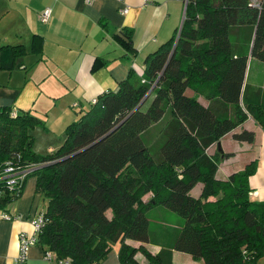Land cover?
<instances>
[{
	"label": "trees",
	"instance_id": "1",
	"mask_svg": "<svg viewBox=\"0 0 264 264\" xmlns=\"http://www.w3.org/2000/svg\"><path fill=\"white\" fill-rule=\"evenodd\" d=\"M254 2L258 7L253 0H187L179 32L145 58L142 75L130 70L117 91L103 92L79 112L53 152L40 156L33 149L32 131L42 126L36 115L1 107L0 172L6 162L34 169L20 188L9 190L0 179V212L34 177L35 193L46 202L38 243L56 260L99 264L115 244L119 264H136L137 252L171 264L172 251L205 264L264 260V202L251 200L248 185L256 161L222 179L219 162L230 155L207 154L229 133L252 142L251 130L236 132L248 117L264 130V97L249 93L248 55L236 53L230 38L233 29L246 28L253 33L249 55L264 62V0ZM117 38L131 49L130 30ZM42 42L33 36L29 53L38 55ZM27 54L23 45L0 43V72L21 68ZM159 207L182 220L169 231V246L151 255L126 244L151 241L147 213Z\"/></svg>",
	"mask_w": 264,
	"mask_h": 264
},
{
	"label": "crops",
	"instance_id": "2",
	"mask_svg": "<svg viewBox=\"0 0 264 264\" xmlns=\"http://www.w3.org/2000/svg\"><path fill=\"white\" fill-rule=\"evenodd\" d=\"M45 8L51 9V15L43 24L39 15ZM185 8V0H0V43L23 45L28 53L21 68L0 72V108L7 106L12 112L33 113L42 121L40 127L55 133V141H62L66 127L75 121L71 110L84 112L103 92L117 91L119 82L130 70L141 76L145 58L180 29ZM124 30L131 31L132 50L117 38ZM33 36L43 41L38 55L29 53ZM230 38L236 53L248 55L245 83L249 93L261 91L264 97V62L249 55L253 33L246 28L233 29ZM252 67L258 73L253 82ZM186 94L196 96L205 106L209 103L201 95ZM243 129L253 132L252 142H238L229 133L211 145L207 154L230 155L219 162L218 178L222 179L256 161V172L248 179L249 196L253 201L264 202V130L251 117L236 132ZM57 147L49 144L46 153ZM200 188L197 185L192 194L197 196ZM45 205L41 195L35 193V180H25L20 197L5 212H0V264H52L44 259L45 248L40 244L29 249L25 262L17 261L19 235L32 233V220L44 211ZM173 214L165 208L150 210L149 225L156 223L153 229L150 226L151 241L125 243L135 248L141 246L151 255L158 254L169 246V231L181 224ZM164 217L175 223L155 222V219L164 221ZM156 238L161 239L156 242ZM118 249L119 244H115L99 264H119ZM134 261L155 264L142 252L135 254ZM171 264L205 263L187 253L172 251ZM259 264H264V260Z\"/></svg>",
	"mask_w": 264,
	"mask_h": 264
},
{
	"label": "built area",
	"instance_id": "3",
	"mask_svg": "<svg viewBox=\"0 0 264 264\" xmlns=\"http://www.w3.org/2000/svg\"><path fill=\"white\" fill-rule=\"evenodd\" d=\"M90 0H87L89 2ZM253 5L255 7H258V4L254 2ZM123 12H126L123 10ZM51 15V9L45 8L39 15V20L41 23L46 24ZM95 103V100L92 101V104ZM76 107L77 105H73ZM34 167L31 165H27L23 169H20L18 166L13 164L12 162H6L4 164V167L2 168V171L0 172V179L6 180V184L8 186L9 190H12L15 187H21L24 179L26 178L27 174L30 173ZM18 189V188H17ZM4 218L10 219L7 215H3ZM45 218L43 212H39L35 215V217L32 220V233L31 234H25L21 233L19 235V256L17 258V261L20 263H23L27 260L28 251L31 247L39 244L38 243V236L41 234L44 225H45ZM44 259L52 264H71L68 259H55V256L53 253L49 251L44 252Z\"/></svg>",
	"mask_w": 264,
	"mask_h": 264
},
{
	"label": "rangeland",
	"instance_id": "4",
	"mask_svg": "<svg viewBox=\"0 0 264 264\" xmlns=\"http://www.w3.org/2000/svg\"><path fill=\"white\" fill-rule=\"evenodd\" d=\"M178 32H179V29H178ZM262 73V72H261ZM261 73L259 75H261ZM258 77V73L256 71L255 68L252 67V72L250 73V81L253 82L256 78ZM260 77V76H259ZM191 90H188L187 93L191 94L190 92ZM64 100V99H63ZM90 106L88 105V107L86 108V110L89 108ZM79 110H71V113L73 115V120H77L80 116V113H76L78 112ZM160 127V126H159ZM158 128V127H157ZM157 128L152 132V135L156 134L155 132H157ZM32 135H33V138H34V143H33V148H34V151L36 152V154L40 155V156H43L46 153L47 151V148H48V145L51 144L52 146H56L58 145L57 149L63 144L64 140H65V137L62 139V141H55L56 139V134L55 133H52L51 131L49 130H46V129H43L42 127L38 126L36 127L33 131H32ZM56 149V150H57ZM221 161V160H220ZM240 164V162H238V165ZM219 168V167H218ZM217 177H219V173L217 171V174H216ZM27 182L28 181H32V180H35L34 177H28L27 179ZM150 194H147L146 196L143 197V200H147L148 197H149ZM42 197V196H41ZM160 208V207H159ZM147 217L149 218H152L151 215H147ZM173 217H175V219L179 220V221H182L180 217H178L177 215L173 214ZM164 221H161V220H157L155 219L156 221L155 222H163V224H168V225H173L175 223L174 220L170 219V218H166L164 217ZM156 223H151L150 226H151V229L154 228ZM176 226V224H175Z\"/></svg>",
	"mask_w": 264,
	"mask_h": 264
},
{
	"label": "water",
	"instance_id": "5",
	"mask_svg": "<svg viewBox=\"0 0 264 264\" xmlns=\"http://www.w3.org/2000/svg\"><path fill=\"white\" fill-rule=\"evenodd\" d=\"M186 2H187V0H185V3H186ZM177 39H178V37H176L175 43H174V45H173V48H172V51H171V54H170V57L174 54V51H175V45H176Z\"/></svg>",
	"mask_w": 264,
	"mask_h": 264
}]
</instances>
